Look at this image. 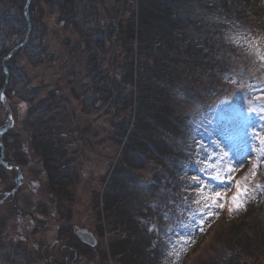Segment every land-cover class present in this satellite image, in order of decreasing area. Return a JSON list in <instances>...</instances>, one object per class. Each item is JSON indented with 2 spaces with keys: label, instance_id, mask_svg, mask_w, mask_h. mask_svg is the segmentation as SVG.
Wrapping results in <instances>:
<instances>
[{
  "label": "rangeland",
  "instance_id": "rangeland-1",
  "mask_svg": "<svg viewBox=\"0 0 264 264\" xmlns=\"http://www.w3.org/2000/svg\"><path fill=\"white\" fill-rule=\"evenodd\" d=\"M160 1L167 2L30 0L27 8V0H0V91L7 83L5 94L14 114L13 127L2 135L0 157L4 153L1 158L5 162L11 159L8 165L15 161L24 170L22 184L14 192L17 172L7 171L0 166V200L3 194L12 192L9 196L11 198L0 201V223L5 218L10 219L9 234L16 233L15 227L20 224L15 219L18 214L12 206L14 196L20 208L33 210L36 203L33 182L35 168L40 161H45L55 169V176H58L59 181L62 178L74 180L70 184L75 188L79 187L75 203L69 205L74 214L69 218L76 223H70L68 227L72 229L88 213L92 228L96 227L101 234L100 246L97 245V248L83 246L74 237V244L80 248L79 256L83 264H121L118 260L121 261L124 254L120 250L124 246V235H120L119 225L113 222L106 207L107 203L114 205L113 197L117 199L116 207L130 208L134 213L136 241L144 238V232L147 236L155 237L152 238L151 249L162 246L161 250L156 249L159 252L157 264H234L228 252L219 250L221 245L215 246L210 241V246H206V243L200 250L202 236L224 220L232 221L233 218L246 214L254 206L255 213L260 214L264 224V196L249 200L245 208L238 212L229 213L225 207L215 217H203V225L200 213L204 208L200 210L194 207L188 228H174L173 220L171 222L168 217L165 218L163 228L150 220L149 216L146 217L147 220H137L143 203L152 200L151 190L137 181L140 177L116 172L119 162L117 166L115 162L118 161L121 150L120 136L115 135L119 134L120 128L116 117H128L130 110L128 108L123 111V108H119L123 105L117 107L118 103L114 101L113 104L112 100L106 104L103 90L106 88L108 72H117L118 79H122L126 71V58L122 59L123 64L122 60L119 64L114 63L115 71L110 65L117 56L116 53L124 46L116 29L123 31L124 26L129 23L137 27L139 17L143 18L153 11L152 6H156L154 3ZM186 6H193L194 11H188L190 15L187 18L195 21L194 25L201 31V37L199 39L197 34L189 30L187 35L190 40L187 46L190 50L184 55L202 60L203 66L202 70H198L197 77H194V82H190V79L196 74L193 73L196 66L191 68L192 76H186L184 86L186 89L192 87L193 90L188 89L187 93L179 96L183 101V118L191 116L201 121L200 132L197 134L198 160L196 167H190V171L199 177L200 183L196 182L194 186L197 193L203 185H207L205 194L226 190L231 197L235 192V182L243 180L254 165H259L257 175L249 183L264 184L262 146L254 135H264V67L246 46L247 38L264 37V0H194ZM24 15L29 16V21ZM197 19L201 21L199 25ZM157 21L163 22L164 18ZM169 24L173 27L177 25V21ZM135 34L133 60L137 64L134 70V84L137 88L134 89H138L143 79H140V66L146 65L152 56L147 48L142 49L137 43L141 34L138 31ZM179 37L185 44L186 39ZM15 48L12 56L7 59L10 51ZM208 61L210 62L206 64ZM97 62L100 64L99 68L95 67ZM5 68L8 69L9 76ZM99 71L105 74V82L100 83L99 77L97 79ZM151 81L154 93L157 94L159 90L167 96L169 84L162 81L161 89H158V82L155 84L156 80ZM109 90L112 91L110 88ZM100 96L101 101L97 99ZM166 96L164 99L167 100ZM21 105L25 107L22 109ZM7 117L0 101V129L6 127ZM171 119L176 122L175 117ZM182 123L177 121L178 126ZM195 135L186 125L183 127L185 140L189 141ZM170 139L169 144L172 145ZM72 142L71 148L85 153L84 157L82 155L73 162L66 157L61 159V166L53 157L58 156L60 151L67 154L65 145ZM22 148L30 152L28 156L23 154ZM224 153L228 155L225 156ZM131 158L132 154H129L130 164L132 161L135 167L138 166L140 161L133 159L134 155ZM209 165L214 167L209 168ZM229 166L236 169L232 173L231 183L211 179L216 171H220L223 178L224 170ZM145 168L143 175L146 176L142 179L148 181L151 177L148 167ZM167 168H162L163 174ZM102 179L107 182L105 187ZM60 191H57L59 200L62 197ZM64 198L69 199L67 196ZM29 225L30 228L33 227L32 223ZM223 227L229 229L228 224ZM159 237L162 245L155 240ZM6 247V250L0 248V264L12 261V264H46L41 262L40 253L36 249L27 252L24 248L15 250L13 245ZM113 249L120 251L115 254ZM191 255L194 257L190 258Z\"/></svg>",
  "mask_w": 264,
  "mask_h": 264
},
{
  "label": "trees",
  "instance_id": "trees-1",
  "mask_svg": "<svg viewBox=\"0 0 264 264\" xmlns=\"http://www.w3.org/2000/svg\"><path fill=\"white\" fill-rule=\"evenodd\" d=\"M166 1L154 3L156 6H152L153 11L144 15L143 18L139 17L137 27L133 23H129L124 26L123 31L116 29V32L122 37L124 46L120 52L116 53L117 56L113 58V63L111 62L110 65L115 71L114 63L119 64L123 58H126V71L124 77L122 75V79H118L117 72L115 74H112L111 71L108 72L103 98L106 104L112 100L113 104L118 103L117 107L123 105V107H119L123 108V111L128 108L130 110H128V117H116L120 128L118 130L119 134L115 135L120 136L119 146H123L116 162V166L119 162L117 170L115 169L116 172L129 175L134 173L128 161L129 154H132V158L134 155L133 159L136 158L137 161H140L138 165L140 180L146 176L143 175L145 174L143 172L146 169L145 166L148 167V174L152 178V182L149 180L147 183L149 190L154 192L151 196L152 200L143 203L144 206L140 205L142 208L139 207L137 220H147L146 217L149 216L150 220L163 228V225L166 224L165 218L168 217L167 219L171 222L173 220L174 227L178 228V219L182 222L183 218H188L193 204L191 203L190 191L184 183L188 180L180 178L182 168L177 166L175 158L179 156L188 159L190 150L194 148V145L183 137V127L186 125L190 132L195 131L193 124L195 118L191 116L183 118V101L179 96L182 93H187L188 89L193 90L192 87L186 89L184 86L186 76H192L190 73L191 68L196 66L193 70V73L196 74L190 79V82H194V77H197L198 70H202L203 66L201 64L202 60L192 59V55H184L190 50L187 46V42L190 40L187 34L192 32L201 37V31L194 25L195 21L192 22L187 18L190 15L189 12H193L194 9H192L193 6L187 7L186 5L191 1L194 2V0ZM149 8L152 9L150 5ZM162 17L164 18L163 22L157 21ZM175 21H177V25L170 27L169 23ZM197 23L199 25L201 21L197 19ZM137 31L141 34L140 40L137 39V43L139 42L142 49L146 50L147 48L152 58L146 65L142 64L140 66V79H143L140 81L138 89H134L137 88L134 84V70L137 64L133 60L135 52L133 42ZM179 36L186 39L185 44L181 42ZM202 54L204 55V52ZM128 57L132 59L130 60ZM95 67L99 68L100 64L97 62ZM98 77L100 83L105 82V74L99 71L97 79ZM151 79L156 80L155 84L158 82L156 85L158 89H161L162 81L170 85V88L166 90L167 96L159 90L157 94L154 93ZM149 85L152 87L149 88ZM164 96L168 99H164ZM97 99L101 101L102 97L100 96ZM172 117H175L176 122L171 119ZM177 121L183 122V127L181 124L178 126ZM169 138H171L172 145L169 144ZM166 167H168L167 171L163 174L162 168ZM105 181V179H102V184ZM108 197L112 198L113 196ZM116 200V197H113L114 205H111V203L108 205L107 203L106 207L113 222L119 225L120 235H124L125 239L123 241L124 246L120 249L124 253L123 258L118 261L121 264H146L148 262L157 264L158 251L162 249V246L156 247L158 251L155 247L151 249L152 238L155 237L147 236L144 232V238L136 241L134 237L137 235L133 226L134 213L130 211V208L123 207L120 209V206L116 207ZM255 210V206L251 207L246 214L233 218L232 221L226 219L223 223L216 225L209 233L202 236L199 249L201 250L206 243H208L206 246H210L211 241L215 246L221 245L219 250L228 252L233 258L234 264H264V224L263 219L259 216L260 214H256ZM167 214L168 216H166ZM226 224L229 225V229L223 227ZM155 240L162 245L160 237ZM120 250L113 249V252L116 254V251ZM193 257L194 255H191L190 258Z\"/></svg>",
  "mask_w": 264,
  "mask_h": 264
},
{
  "label": "flooded vegetation",
  "instance_id": "flooded-vegetation-1",
  "mask_svg": "<svg viewBox=\"0 0 264 264\" xmlns=\"http://www.w3.org/2000/svg\"><path fill=\"white\" fill-rule=\"evenodd\" d=\"M69 145L70 148H68ZM71 145H73V142L71 144L68 143L67 146L65 145L68 152L67 154L64 151H60L58 156L53 157L61 166V161L66 157L67 160H72V162L74 159L81 158L82 155L84 157L85 153H81L79 150L71 148ZM21 151L27 156L28 153H30L29 151H26V148H22ZM9 161H11V159ZM13 162L14 164H12ZM13 162L9 163V165L17 164V162ZM0 166L7 171H14L3 166L1 163V157ZM35 170L36 175L33 183H35L36 203L33 206V210L20 208L14 196L12 206L14 211L18 214L15 219L18 222L20 221V224L15 227L16 233L9 234L8 226L10 224V219L5 218L1 221L0 248L6 250V246L16 245L17 249L24 248L27 252L30 249H36L40 253L41 262L46 264H83L82 258L79 256L80 248L74 244V237H76L78 240L77 242L81 243V245L83 244V246H87L80 241L77 233L83 229L90 230L97 237L98 245L100 246V235L99 232H97L96 227L92 228L90 215L88 213H85L78 224L73 225L72 229L68 227V224L76 223L69 218L70 215H74L71 213L72 211L70 210L69 205L75 203L74 198L79 195V187L75 188L73 184H70L74 180L67 178L64 180L62 178V181H59L58 176H55L57 175L55 169L49 167L45 161H40ZM59 190H61V200L58 199L57 195V191L59 192ZM8 193L10 192L3 194L0 201L7 197L11 198ZM64 196L69 197V199L64 198ZM62 202L63 205H61ZM67 212H69V215H67ZM29 223H32L33 227L30 228ZM17 252L22 256L19 251Z\"/></svg>",
  "mask_w": 264,
  "mask_h": 264
},
{
  "label": "snow or ice",
  "instance_id": "snow-or-ice-1",
  "mask_svg": "<svg viewBox=\"0 0 264 264\" xmlns=\"http://www.w3.org/2000/svg\"><path fill=\"white\" fill-rule=\"evenodd\" d=\"M246 46L250 50L252 54L256 58H258L262 67H264V37L260 38H247ZM2 98V97H0ZM25 106L21 105L23 109ZM262 113H264V109H262ZM255 136L260 140V144L262 146L261 150V158L264 159V135L259 133H254ZM227 156V153H224ZM209 168H213V165H209ZM259 165H254L251 171L247 176L243 178V180H238L235 182V192L228 196V192L225 191H214L209 194H205L204 189L207 188V185H203L199 190V198H197L194 202L202 205L204 211L200 213L201 216V225H203L204 220L203 217L212 218L218 215L219 211L225 209L229 213L238 212L245 208L246 204L249 200H255L258 196H264V184L255 183L250 184V180H255L257 175V169ZM236 169L234 167H227L224 170V176L222 178L220 171H216L214 175L211 176V179L217 180L220 183H231L232 182V173H234ZM197 183H200L198 178H192Z\"/></svg>",
  "mask_w": 264,
  "mask_h": 264
},
{
  "label": "water",
  "instance_id": "water-1",
  "mask_svg": "<svg viewBox=\"0 0 264 264\" xmlns=\"http://www.w3.org/2000/svg\"><path fill=\"white\" fill-rule=\"evenodd\" d=\"M27 8H29V6L28 5H30V0H27ZM16 50V48L9 54V56L7 57V59L9 58V57H11L12 56V54H13V52ZM6 69V72H7V75L9 76V74H8V69L7 68H5ZM7 84V83H6ZM5 89H6V85H5V87L0 91V97H2V98H0V101H1V103H2V105H3V107L5 108V111H6V113H7V120L13 125V123H14V114H13V112H12V110H11V108H10V105H9V103H8V100H7V97L5 96V94H4V92H5ZM11 125V126H12ZM10 129V126H8L7 128H5V129H3V130H0V143H1V145H2V141H1V137H2V135L5 133V132H7L8 130ZM2 147H3V145H2ZM2 156H4V153L2 154ZM3 158V157H2ZM15 167V166H14ZM13 167V168H14ZM17 169H19L20 170V174H19V179H18V184H20V178H21V176H22V170L20 169V167H16ZM80 237L85 241V242H87V243H90V244H93V245H95V241H94V237L92 236V234H89V233H81L80 234Z\"/></svg>",
  "mask_w": 264,
  "mask_h": 264
}]
</instances>
